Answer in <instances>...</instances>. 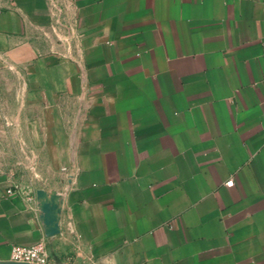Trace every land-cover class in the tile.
Instances as JSON below:
<instances>
[{
	"label": "crops",
	"instance_id": "obj_1",
	"mask_svg": "<svg viewBox=\"0 0 264 264\" xmlns=\"http://www.w3.org/2000/svg\"><path fill=\"white\" fill-rule=\"evenodd\" d=\"M37 242L264 264V0H0V264Z\"/></svg>",
	"mask_w": 264,
	"mask_h": 264
},
{
	"label": "built area",
	"instance_id": "obj_2",
	"mask_svg": "<svg viewBox=\"0 0 264 264\" xmlns=\"http://www.w3.org/2000/svg\"><path fill=\"white\" fill-rule=\"evenodd\" d=\"M8 193L10 191L8 190ZM11 259L28 264H63L61 262H52L46 246L43 242H37L27 246L14 245L11 247Z\"/></svg>",
	"mask_w": 264,
	"mask_h": 264
}]
</instances>
